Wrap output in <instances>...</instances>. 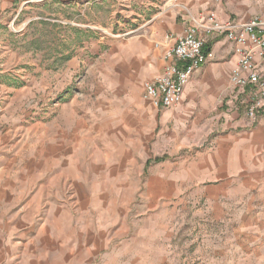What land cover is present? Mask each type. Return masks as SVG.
Instances as JSON below:
<instances>
[{
    "label": "rangeland",
    "instance_id": "obj_1",
    "mask_svg": "<svg viewBox=\"0 0 264 264\" xmlns=\"http://www.w3.org/2000/svg\"><path fill=\"white\" fill-rule=\"evenodd\" d=\"M63 2L37 0L28 33L8 36L21 59L0 56V264H123L133 237L202 224V201L162 176L190 152L157 154L154 78L131 84L122 49L179 0Z\"/></svg>",
    "mask_w": 264,
    "mask_h": 264
},
{
    "label": "crops",
    "instance_id": "obj_2",
    "mask_svg": "<svg viewBox=\"0 0 264 264\" xmlns=\"http://www.w3.org/2000/svg\"><path fill=\"white\" fill-rule=\"evenodd\" d=\"M35 1L0 0V56L21 59L18 51L9 48L8 36L14 24L22 29L20 34H11L14 37L28 33L35 18ZM63 1L58 0L62 6L66 4ZM179 3L181 12L170 11L153 24L138 26L142 31L124 40V58L137 63L128 68L131 84L142 87L161 73L165 54L175 43L173 36L185 31L190 16L199 18L214 12L222 20L243 21L264 14V0ZM204 50L211 51L213 59L192 72L176 106L155 108L145 98L156 115L157 154L172 158L180 151L190 152L188 163L178 167L183 175L170 171L162 176L165 183L176 185L178 190L184 188L185 196L202 201L203 209L192 213L202 224L196 222L197 226L186 230L154 231L149 238L140 237L144 240L138 247L133 237L123 264H264V120L251 124L240 110L227 107L229 72L236 65L233 46L224 38L212 36ZM182 236L189 237L188 244L179 246L176 237Z\"/></svg>",
    "mask_w": 264,
    "mask_h": 264
},
{
    "label": "built area",
    "instance_id": "obj_3",
    "mask_svg": "<svg viewBox=\"0 0 264 264\" xmlns=\"http://www.w3.org/2000/svg\"><path fill=\"white\" fill-rule=\"evenodd\" d=\"M190 21L166 52L161 74L144 84L145 98L155 108L176 106L192 72L213 59L212 52L203 49L207 38L218 36L233 46L236 56V65L229 72L231 93L226 104L240 110L251 124L264 120V14L241 21L222 20L208 12Z\"/></svg>",
    "mask_w": 264,
    "mask_h": 264
},
{
    "label": "trees",
    "instance_id": "obj_4",
    "mask_svg": "<svg viewBox=\"0 0 264 264\" xmlns=\"http://www.w3.org/2000/svg\"><path fill=\"white\" fill-rule=\"evenodd\" d=\"M203 49H204V47H203Z\"/></svg>",
    "mask_w": 264,
    "mask_h": 264
}]
</instances>
